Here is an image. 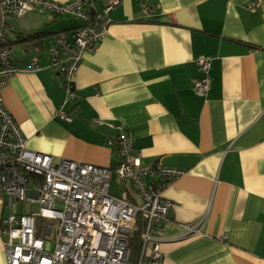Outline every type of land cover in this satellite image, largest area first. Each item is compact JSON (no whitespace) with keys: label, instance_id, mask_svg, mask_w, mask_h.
I'll return each mask as SVG.
<instances>
[{"label":"crops","instance_id":"1","mask_svg":"<svg viewBox=\"0 0 264 264\" xmlns=\"http://www.w3.org/2000/svg\"><path fill=\"white\" fill-rule=\"evenodd\" d=\"M89 1L99 9L109 0ZM108 15L71 100L48 48L60 31L72 37L78 21L41 9L4 21L13 63L36 56L40 67L13 74L0 91L27 148L53 163L114 170L120 127L143 167L184 171L164 190L174 209L163 223L161 264H264V0H119ZM39 31L37 46L15 42ZM202 58H210L209 87L199 92ZM8 212L0 200V223ZM196 222L199 233L187 236L183 226ZM3 238L0 264H8Z\"/></svg>","mask_w":264,"mask_h":264},{"label":"built area","instance_id":"2","mask_svg":"<svg viewBox=\"0 0 264 264\" xmlns=\"http://www.w3.org/2000/svg\"><path fill=\"white\" fill-rule=\"evenodd\" d=\"M118 2L109 0L96 9L89 0H0V91L13 74L40 68L36 56H30L26 65L13 63L2 29L6 19L41 9L78 21L72 37L60 31L48 48L50 66L60 74L66 100H71L83 55L94 52L106 36L109 11ZM196 63L203 74L196 89L204 92L209 87L210 58ZM57 115L71 120L63 110ZM118 130L120 162L114 170L67 159L53 163L50 155L27 148L0 93V200L9 211L1 220L0 233L8 264H129V236L138 229V264L162 263L163 223L174 209L164 190L184 171L159 162L143 167L131 136ZM113 174L131 184L122 197L109 192ZM34 202L39 205L37 213L19 211V204ZM38 217L46 220L41 234H36ZM198 225H184V233L197 235ZM49 237L54 249L46 251L44 242Z\"/></svg>","mask_w":264,"mask_h":264},{"label":"trees","instance_id":"3","mask_svg":"<svg viewBox=\"0 0 264 264\" xmlns=\"http://www.w3.org/2000/svg\"><path fill=\"white\" fill-rule=\"evenodd\" d=\"M44 32L39 31L31 35L27 36H18L15 42L22 43V45L29 47L30 45H39L44 37ZM37 221V219H36ZM140 231H134L129 236V264H138L140 261V251H141V239H140Z\"/></svg>","mask_w":264,"mask_h":264},{"label":"rangeland","instance_id":"4","mask_svg":"<svg viewBox=\"0 0 264 264\" xmlns=\"http://www.w3.org/2000/svg\"><path fill=\"white\" fill-rule=\"evenodd\" d=\"M18 51L21 50V48H17ZM131 186L129 182L121 183V184H116L115 180L112 179L110 186H109V192L117 197H122V193L125 189V187ZM23 212H34L37 213L39 205L34 202V203H23L22 205ZM46 220L43 218L38 217L36 221V234H41L43 231V227L45 224ZM44 248L46 251H51L54 249V241L51 237H49L47 240L44 242Z\"/></svg>","mask_w":264,"mask_h":264}]
</instances>
